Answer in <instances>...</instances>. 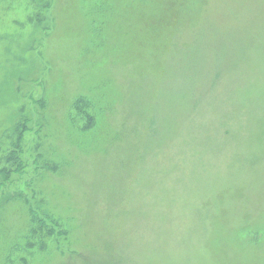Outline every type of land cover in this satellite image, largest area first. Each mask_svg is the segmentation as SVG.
I'll return each mask as SVG.
<instances>
[{
	"label": "rangeland",
	"instance_id": "1",
	"mask_svg": "<svg viewBox=\"0 0 264 264\" xmlns=\"http://www.w3.org/2000/svg\"><path fill=\"white\" fill-rule=\"evenodd\" d=\"M0 264H264V0H0Z\"/></svg>",
	"mask_w": 264,
	"mask_h": 264
},
{
	"label": "trees",
	"instance_id": "2",
	"mask_svg": "<svg viewBox=\"0 0 264 264\" xmlns=\"http://www.w3.org/2000/svg\"><path fill=\"white\" fill-rule=\"evenodd\" d=\"M34 214V213H33ZM50 218H52L51 216H49ZM49 217H46L45 216V219H42V221L41 220H37V218H38V214H36L35 215V220H34V218H32V220L33 221H35V222H37V221H40L39 223H41L42 224V226H47V221H51V219L49 218ZM53 219V218H52ZM54 220V219H53ZM51 223H52V221H51Z\"/></svg>",
	"mask_w": 264,
	"mask_h": 264
}]
</instances>
